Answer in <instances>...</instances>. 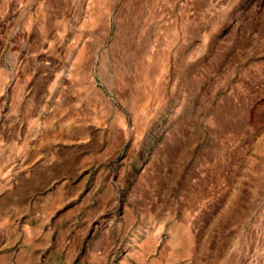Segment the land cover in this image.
<instances>
[{"label":"rangeland","instance_id":"rangeland-1","mask_svg":"<svg viewBox=\"0 0 264 264\" xmlns=\"http://www.w3.org/2000/svg\"><path fill=\"white\" fill-rule=\"evenodd\" d=\"M0 264H264V0H0Z\"/></svg>","mask_w":264,"mask_h":264},{"label":"bare ground","instance_id":"bare-ground-1","mask_svg":"<svg viewBox=\"0 0 264 264\" xmlns=\"http://www.w3.org/2000/svg\"><path fill=\"white\" fill-rule=\"evenodd\" d=\"M95 58V57H94ZM145 71V70H144ZM91 85H93V83L91 84Z\"/></svg>","mask_w":264,"mask_h":264}]
</instances>
